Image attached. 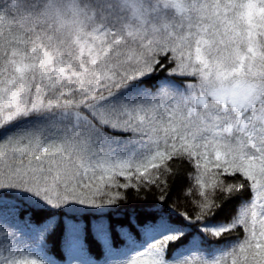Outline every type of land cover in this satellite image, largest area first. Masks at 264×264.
Segmentation results:
<instances>
[{"label": "snow or ice", "instance_id": "obj_1", "mask_svg": "<svg viewBox=\"0 0 264 264\" xmlns=\"http://www.w3.org/2000/svg\"><path fill=\"white\" fill-rule=\"evenodd\" d=\"M0 264H264V0H0Z\"/></svg>", "mask_w": 264, "mask_h": 264}, {"label": "trees", "instance_id": "obj_2", "mask_svg": "<svg viewBox=\"0 0 264 264\" xmlns=\"http://www.w3.org/2000/svg\"><path fill=\"white\" fill-rule=\"evenodd\" d=\"M180 186H187V181L186 180H182L180 182V185H178L177 189L173 190V192L171 193L173 198H177ZM134 193H135L134 189H129L128 190V196H129L128 204L129 205H138V204L143 202V201L135 199L134 198ZM158 194L159 193H147L146 195H147L148 201L154 200L155 195H158ZM140 195L144 196L145 193L141 192ZM179 199H180L181 203H184V198L183 197H179ZM168 202L171 204L173 202V200L170 199ZM126 211H131V208L126 209Z\"/></svg>", "mask_w": 264, "mask_h": 264}]
</instances>
